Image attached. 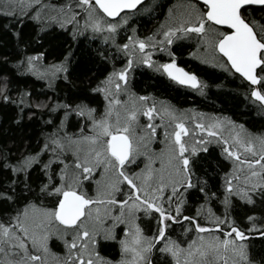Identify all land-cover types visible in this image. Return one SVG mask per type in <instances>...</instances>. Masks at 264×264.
Returning a JSON list of instances; mask_svg holds the SVG:
<instances>
[{
    "label": "snow or ice",
    "instance_id": "1",
    "mask_svg": "<svg viewBox=\"0 0 264 264\" xmlns=\"http://www.w3.org/2000/svg\"><path fill=\"white\" fill-rule=\"evenodd\" d=\"M31 2L32 0H29V3ZM202 3L203 9L196 3H189L186 6V13L175 23L167 25L166 28L162 25L163 39L157 40L155 35L145 39L128 37L132 47L129 43L117 45V48L125 53L127 60L121 68L113 70L105 77L101 82L103 87L98 85L93 89L103 91L107 101L105 113L99 119L96 118V110L83 102L75 106H64L89 119L90 124L87 126L92 128V133L84 135L81 130L79 135H72L63 129H57L48 137L41 151L51 152L54 159L60 160L66 147H72L77 157L71 174L67 164L61 167L59 172L53 171L52 158L47 162L38 161V153H30L15 163H7V152L0 149V155L5 158V167L14 175L21 174L22 179L19 180V183L23 184L21 192L27 193L26 197H21L14 189L10 192H0V199L12 201L14 204L27 200L21 209H15L14 214H10L6 220H0V255L5 258L3 264H45L49 253L48 240L52 234L64 239L68 249L59 264H95L94 258L99 257V253L95 251L97 236L103 231L105 239L116 240L114 230L120 223L129 225L123 230L124 236L119 238V245L124 256L130 259L122 258L117 264H157L152 256L154 249L157 248L160 253L169 254L175 264H216L218 260L220 264H254L249 258L248 245L245 243L246 233L229 217L227 209L230 205L229 197L233 193L248 203L254 202V196L264 200V136L249 134L242 137L235 133L231 146L223 148L225 155L233 161L232 172L225 173L223 196L225 213L221 217L209 209L206 216L211 222L202 223L198 220L199 211L193 216L183 214L184 193L196 187V183L201 185L199 191L205 192L207 181L197 174L201 162V157L197 153L208 152V145L213 142L230 145V140L225 137L223 131L226 118L214 117L207 124L199 123L197 125L199 132L206 135L192 143L188 139L189 128L183 119L171 108L157 110L154 103L149 106L146 96L136 97L140 101L139 106L133 101L131 107H125L123 119L120 112L116 111L121 103L117 99L118 95L121 92H129L130 69L133 68L134 58L136 64L164 71L180 84L193 87L201 84L194 73L179 67L175 59L166 63L152 59L153 51H168L170 56H174L175 53H172L168 46L174 39L187 37L191 33L208 41L215 51L223 54L226 63L221 64V67L229 71L234 70L250 82L252 86L250 95L264 102V16L257 20L252 15L253 6H258L257 10L264 12V0H202ZM140 4L141 0H66L59 5V13L64 23L79 24L77 18L83 12L86 28H91L94 32L107 30L108 38L115 44V34L121 24H127L129 16V13L121 16V12L125 9H137ZM169 13L171 14V10ZM104 14L119 19L109 21L105 19ZM35 18L42 19L39 14ZM207 21L213 22V25L206 27ZM17 23L23 24V18L17 19ZM217 25L227 26V30L221 31ZM63 26L64 24H61V27ZM15 34L19 36V33ZM78 34L79 29L74 28L73 38ZM135 45H138L136 50L139 52L138 56L136 51H133ZM43 55V52H40L34 56H26L27 67L34 69L36 67L34 61L40 60ZM68 55H71L70 51ZM99 55L107 59L104 53ZM51 67L65 73L67 79L68 56L64 61ZM0 97L5 101L9 100L2 89ZM41 106L43 105H37ZM114 111L115 123H112ZM141 111L149 119L145 126L147 131L144 136L134 137L133 131L138 123V113ZM157 116L161 117V124L167 117L173 127L171 131L167 128L164 131L165 149L149 154L147 143L155 138L158 125L152 121ZM233 123L229 121V124ZM119 124L123 125L122 130L116 126ZM83 145L87 147L84 148ZM142 150L146 157L144 167L129 173L124 167L125 163L131 164ZM241 150L245 153L243 159ZM248 154H251V159L246 158ZM157 161L160 163L158 168L155 166ZM37 162L41 163L45 170V182L38 185V190H33L28 173ZM237 165L240 167L246 165L248 168L243 185L234 183L239 170ZM99 166L103 167L104 172H111L112 179L107 185L102 186L95 196H89L82 189L80 182L91 176ZM55 177H59V183L55 181ZM11 183L17 185L16 180ZM122 184L128 186L127 193H123ZM117 193H122L124 198L117 199ZM208 195L215 196L216 193L211 192ZM48 197L56 198V206L51 209L40 208L37 202ZM101 203L106 205L104 216L111 215L110 226L104 228L90 223L93 207L95 220L101 221V210L97 206ZM113 206L119 207L114 215L111 213ZM141 211L145 217L155 221L154 227L150 229L151 235H146L145 229L136 222L137 213ZM178 218L188 223L186 232L190 229L197 231V239L188 242L186 247L183 241L169 235V223L177 222ZM247 220L254 221V215H249ZM54 222L65 226L63 232L54 225ZM221 225H225V228ZM252 227L256 228L257 225L253 223ZM259 227L264 229V224H260ZM214 230H219L222 235ZM69 231L72 233L71 239H66ZM260 235L264 236V231ZM160 244L163 246L160 247ZM103 264L112 262L104 261Z\"/></svg>",
    "mask_w": 264,
    "mask_h": 264
},
{
    "label": "trees",
    "instance_id": "2",
    "mask_svg": "<svg viewBox=\"0 0 264 264\" xmlns=\"http://www.w3.org/2000/svg\"><path fill=\"white\" fill-rule=\"evenodd\" d=\"M65 2L66 0H32L31 3L29 0H0V89L9 97L8 101L0 97V149L6 150L7 163H15L24 155L38 153V161L47 162L52 158L53 171L59 172L60 168L67 164L71 174L77 157L72 147H66L60 160L54 159L51 152L41 151L48 137L57 129H63L64 132L72 135H79L81 130L84 135L92 133V128L87 126L90 124L89 119L64 106H75L83 102L96 110L95 115L99 119L105 113L107 101L103 91H93V89L98 85L103 87L101 82L105 77L113 70L121 68L127 60V56L117 48V45L129 43L132 47L128 37L145 39L155 35L157 40L163 39L162 25L166 28L167 25L175 23L186 13V6L189 3H196L201 9L204 5L195 0H147L137 8L138 10L125 12L129 13L127 24L120 25L114 37L116 43L113 44L111 38H108L107 30L94 32L91 28H86L83 12L77 18L79 24L64 23L59 13V5ZM257 9L258 6H253L252 15L259 20L264 16V12ZM37 14L42 19H36ZM21 17L23 24H18L17 19ZM105 19L117 20H111L106 16ZM61 24L64 26L61 27ZM212 25L210 21L206 22V27ZM216 27L221 31L227 30L220 26ZM74 28L79 29V34L75 38H73ZM15 33H19V36ZM168 47L172 53H175L174 56H170L168 51H153V61L166 63L176 59L187 71L194 73L201 84L196 88L180 86L172 81L166 72L157 71L148 65L136 64L134 58L133 68L130 69L129 92H121L118 95L117 99L121 103L116 111L120 112L123 119L122 112L125 107H131L133 101L140 105L136 97L146 96L149 106L154 103L157 110L164 107L171 108L183 119L189 128L188 139L192 143L196 142L199 135H206L199 132L197 128L199 123L207 124L214 117L226 118L223 131L225 137L230 140V145L213 142L208 145V152L197 153L201 157L197 174L207 181L205 192L201 193L199 191L201 185L196 183V187L184 193L183 214L193 216L199 211L198 220L202 223H210L206 216L209 209L221 217L225 213L223 203L225 173H231L233 170V161L225 155L223 148L231 146L232 136L235 133H239L242 137L249 134L264 136V106L250 95L252 86L243 77L233 70L229 71L221 67V64L226 63V59L215 51L208 41L191 33L187 37L174 39ZM137 49L138 45H135L133 51ZM40 52H43V57L34 61L36 64L34 69H29L26 56H34ZM100 53H104L107 59L102 58ZM136 55H139L138 51ZM66 56H68L69 69L67 79L65 73L51 67L64 61ZM37 105L43 106L37 107ZM142 113L143 111L138 113V123L133 131L136 134L133 133L134 137L144 136L147 131L145 126L149 123V119ZM114 117L115 111L112 123L115 122ZM160 120L161 117L157 116L152 121L158 127L156 141L150 140L147 143L149 154L165 149L164 131L166 128L171 131L173 127L167 117L163 124ZM229 121L234 123L229 124ZM240 125L243 127L240 128ZM116 126L123 129L122 124ZM141 152L143 154L137 155L131 164L126 162L124 166L126 171L136 172L144 167L146 157L143 150ZM241 156L242 159L245 157L243 150ZM246 158L251 159V154ZM155 166L157 168L160 166L159 161ZM236 167L239 170L234 183L243 185L248 168L246 165ZM44 171L39 162L34 163L29 169V183L33 190H38V185L45 182ZM107 174L102 166L97 167L91 176L81 180L82 189L89 196H95L97 191L111 180L107 178ZM20 179H22L21 174L14 175L6 168L5 158L0 155V192H10L14 189L21 197H26L27 193L21 192L23 184L19 183ZM54 179L59 183V177ZM13 180L17 181L18 186L11 183ZM121 188L123 193L129 191L126 184H122ZM211 192H215L216 195H208ZM121 196L122 193L117 194L118 199ZM55 199V197L41 198L37 203L40 208L51 209L56 206ZM229 200L228 215L246 233L245 243L248 245L249 258L254 264H264V236L260 235L264 229L259 227L260 224H264V200L254 196V202L248 203L235 193L229 197ZM26 202L27 200H22L21 203L14 204L12 201L0 199V220H6L10 214H14L15 209H21ZM97 206L101 210L99 222L102 228L110 226L111 215L104 216L106 205L101 203ZM118 210L119 208L113 206L111 213L114 215ZM249 215H254V221L247 220ZM136 222L145 229L146 235H151L150 229L154 227L155 221L145 217L141 211L137 213ZM54 223L64 230L65 226L59 225L58 222ZM253 223L257 225L256 228L252 227ZM128 227L129 225L124 223L116 225L114 230L117 235L116 240L105 239L101 231L95 246V251L99 253V257L94 258L95 264H103L104 261L117 264L122 258L130 259L124 256L119 245V238L124 236L123 230ZM221 227L225 228V225ZM185 228H188V223L179 218L177 222L169 223V235L183 241L186 247L188 242L197 239V231L190 229L186 232ZM214 231L222 235L219 230ZM71 236L72 233L69 231L65 238L71 239ZM48 248L45 264H50L48 262L59 264L68 251L64 239L58 235H50ZM152 256L157 264H175L169 254L160 253L158 248L154 249ZM4 259L0 255V264H3ZM216 264H220V261L218 260Z\"/></svg>",
    "mask_w": 264,
    "mask_h": 264
},
{
    "label": "rangeland",
    "instance_id": "3",
    "mask_svg": "<svg viewBox=\"0 0 264 264\" xmlns=\"http://www.w3.org/2000/svg\"><path fill=\"white\" fill-rule=\"evenodd\" d=\"M132 104V103H131ZM130 104V105H131ZM135 104L138 106L139 104H137V102H135ZM122 113H124V111L122 112ZM143 114V113H142ZM115 123V122H114ZM192 132V131H191ZM134 133V132H133ZM125 134H127V133H125ZM135 134V133H134ZM136 135V134H135ZM202 136V135H201ZM200 135H199V137H201ZM137 137V136H136ZM141 137V136H140ZM198 137V138H199ZM151 141H156V139L154 138V139H152ZM165 141V140H164ZM82 147H84V148H86L87 147V145H83ZM141 154H143L142 152H141ZM81 157L83 156V151H81ZM105 174H106V172H105ZM105 177V176H104ZM107 178H109V179H112V177H111V172H108V174H107ZM118 194V193H117ZM116 198L118 199V197L116 196ZM99 207V206H98ZM94 208V207H93ZM92 208V213H93V215H92V218H91V220H90V223H95L98 227H101L102 228V225L100 224V222H98V221H96L95 220V208L93 209ZM54 225L56 226V224L54 223ZM57 227V226H56ZM60 229V231L61 232H63V229H61V228H59ZM56 234H52V236H55ZM90 247H91V245H90ZM48 263H50L51 264V262H48Z\"/></svg>",
    "mask_w": 264,
    "mask_h": 264
},
{
    "label": "water",
    "instance_id": "4",
    "mask_svg": "<svg viewBox=\"0 0 264 264\" xmlns=\"http://www.w3.org/2000/svg\"><path fill=\"white\" fill-rule=\"evenodd\" d=\"M147 0H141V4L140 5H138L137 6V8L139 7V6H141L143 3H145ZM195 1H197V2H199V3H201V4H203L202 3V0H195ZM136 9H133V10H127V9H125V10H123L122 12H121V14H123V13H125V12H132V11H135ZM102 11V10H101ZM105 16H106V14H104ZM107 17V16H106ZM107 18H109V19H111V20H115V19H118L119 17H116V18H111V17H107ZM211 23H213V22H211ZM217 26H219V25H217ZM220 27H223V28H226L227 29V26H220ZM221 54V53H220ZM222 56H223V54H221ZM225 58V57H224ZM226 59V58H225ZM179 66V65H178ZM180 67V66H179ZM185 69V68H184ZM185 71H187L186 69H185ZM234 71V70H233ZM188 72V71H187ZM238 74V73H237ZM240 75V74H239ZM241 76V75H240ZM245 79V78H244ZM246 80V79H245ZM247 81V80H246ZM248 82V81H247ZM249 84H250V82H248ZM256 87H258V86H256ZM255 100H257V101H259L257 98H255V97H253ZM263 106H264V102H261V101H259ZM86 207H88V206H86ZM246 238H247V236H246Z\"/></svg>",
    "mask_w": 264,
    "mask_h": 264
},
{
    "label": "flooded vegetation",
    "instance_id": "5",
    "mask_svg": "<svg viewBox=\"0 0 264 264\" xmlns=\"http://www.w3.org/2000/svg\"><path fill=\"white\" fill-rule=\"evenodd\" d=\"M177 65H179L180 67L184 68L183 66H181L178 61L175 59ZM189 72V71H188ZM167 74V73H166ZM168 76V75H167ZM169 77V76H168ZM172 81H174L175 83H177L178 85L180 86H183V87H190V88H196V87H193V86H190V85H184V84H180L178 81H175L173 78L169 77ZM198 87V86H197ZM126 164V163H125ZM120 198H124L123 196H121ZM116 208H119L117 206H115Z\"/></svg>",
    "mask_w": 264,
    "mask_h": 264
}]
</instances>
